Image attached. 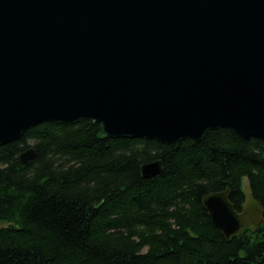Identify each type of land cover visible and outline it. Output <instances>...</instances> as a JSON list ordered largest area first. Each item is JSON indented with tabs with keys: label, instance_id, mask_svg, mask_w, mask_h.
<instances>
[{
	"label": "water",
	"instance_id": "95a60500",
	"mask_svg": "<svg viewBox=\"0 0 264 264\" xmlns=\"http://www.w3.org/2000/svg\"><path fill=\"white\" fill-rule=\"evenodd\" d=\"M83 120L112 139L264 142V0H0V146ZM244 194L241 212L229 189L203 199L228 241L264 222Z\"/></svg>",
	"mask_w": 264,
	"mask_h": 264
},
{
	"label": "trees",
	"instance_id": "16d2710c",
	"mask_svg": "<svg viewBox=\"0 0 264 264\" xmlns=\"http://www.w3.org/2000/svg\"><path fill=\"white\" fill-rule=\"evenodd\" d=\"M245 182L264 207V142L230 130L165 145L85 120L31 127L0 146V264H264V222L228 241L202 204L229 189L241 212Z\"/></svg>",
	"mask_w": 264,
	"mask_h": 264
},
{
	"label": "bare ground",
	"instance_id": "6f19581e",
	"mask_svg": "<svg viewBox=\"0 0 264 264\" xmlns=\"http://www.w3.org/2000/svg\"><path fill=\"white\" fill-rule=\"evenodd\" d=\"M244 196H245V194H244ZM232 197V196H231ZM232 202V201H231ZM202 204H203V201H202ZM203 207H204V205H203ZM205 209V208H204Z\"/></svg>",
	"mask_w": 264,
	"mask_h": 264
}]
</instances>
